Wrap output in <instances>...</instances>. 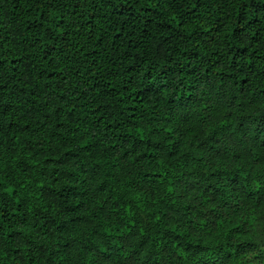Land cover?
Returning <instances> with one entry per match:
<instances>
[{"label":"trees","instance_id":"16d2710c","mask_svg":"<svg viewBox=\"0 0 264 264\" xmlns=\"http://www.w3.org/2000/svg\"><path fill=\"white\" fill-rule=\"evenodd\" d=\"M0 264H264V0H0Z\"/></svg>","mask_w":264,"mask_h":264}]
</instances>
